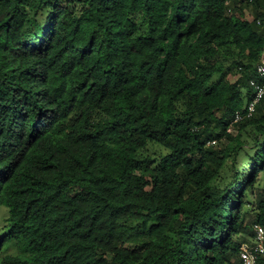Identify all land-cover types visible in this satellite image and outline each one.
Returning a JSON list of instances; mask_svg holds the SVG:
<instances>
[{
    "label": "trees",
    "instance_id": "1",
    "mask_svg": "<svg viewBox=\"0 0 264 264\" xmlns=\"http://www.w3.org/2000/svg\"><path fill=\"white\" fill-rule=\"evenodd\" d=\"M263 57L264 0H0V264H242Z\"/></svg>",
    "mask_w": 264,
    "mask_h": 264
},
{
    "label": "built area",
    "instance_id": "2",
    "mask_svg": "<svg viewBox=\"0 0 264 264\" xmlns=\"http://www.w3.org/2000/svg\"><path fill=\"white\" fill-rule=\"evenodd\" d=\"M257 78H251L249 84L253 89V98L247 103L243 111L235 113V121L250 117L256 111L258 103L264 98V57L257 64ZM254 237L251 242H243L240 247L242 264H258L264 260V226L255 223L253 226Z\"/></svg>",
    "mask_w": 264,
    "mask_h": 264
},
{
    "label": "rangeland",
    "instance_id": "3",
    "mask_svg": "<svg viewBox=\"0 0 264 264\" xmlns=\"http://www.w3.org/2000/svg\"><path fill=\"white\" fill-rule=\"evenodd\" d=\"M218 79V78H217ZM158 150H160V152L164 149H161L160 147H158L157 145H150L148 146V148L145 150V154L147 155H154L156 152H158ZM245 167L242 168L241 170V175L244 176L245 174ZM262 188H264V177L262 179ZM10 216V209L3 205L0 206V239L1 237L7 233L8 230V218ZM241 240L245 241V242H251L252 241V237L247 235V236H241Z\"/></svg>",
    "mask_w": 264,
    "mask_h": 264
}]
</instances>
